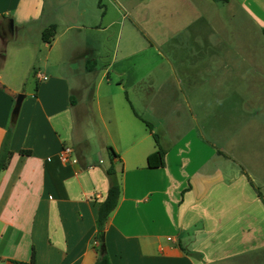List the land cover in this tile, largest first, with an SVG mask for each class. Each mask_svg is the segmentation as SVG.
<instances>
[{"label":"crops","instance_id":"0c3cea01","mask_svg":"<svg viewBox=\"0 0 264 264\" xmlns=\"http://www.w3.org/2000/svg\"><path fill=\"white\" fill-rule=\"evenodd\" d=\"M263 29L264 0H0V264H94L101 240L111 264H240L263 248ZM86 94L92 134L76 126ZM107 160L121 192L100 236Z\"/></svg>","mask_w":264,"mask_h":264},{"label":"trees","instance_id":"16d2710c","mask_svg":"<svg viewBox=\"0 0 264 264\" xmlns=\"http://www.w3.org/2000/svg\"><path fill=\"white\" fill-rule=\"evenodd\" d=\"M264 34V29L262 30ZM137 115V114H136ZM138 116V115H137ZM139 117V116H138ZM145 124V126L148 128V130L152 133V137L154 139L156 150L149 154L147 156V165L150 168L154 167H160L164 165V150L159 145L158 137L155 132L152 131V125L146 120H142ZM11 136V128H8L5 136L3 138V141L1 143L0 147V171L4 169L9 162V159L12 155V151L9 149V139ZM111 155L117 156V154L109 147ZM21 154H30L29 150H20ZM114 168L110 166L106 173L110 176V183L106 192V196L103 201H101L97 206V227H98V233L99 235H103V229L106 223V220L110 213L116 208L118 199L121 192V187L119 182L112 178L114 174ZM256 189L257 195L262 199L264 203V197L262 194L258 191V188ZM100 244H104L103 241H100ZM98 257L94 264H111V261L108 257V254L106 253L105 249L101 252L100 249H98ZM14 264H33V258L30 261H21V260H12Z\"/></svg>","mask_w":264,"mask_h":264},{"label":"rangeland","instance_id":"374dc122","mask_svg":"<svg viewBox=\"0 0 264 264\" xmlns=\"http://www.w3.org/2000/svg\"><path fill=\"white\" fill-rule=\"evenodd\" d=\"M153 56H155L154 51H152L150 49L145 50V51H139L138 53H135L133 55V60L132 61L133 62H138L142 58L147 59V58H152ZM117 65H119V64H116V66ZM131 67H132L133 71L136 70V69H134L133 66H131ZM114 68H115V66H114ZM112 78L114 79V75H112ZM125 79L126 80L124 82V85L127 86V85H129V83H131L132 80L129 81V80H127V78H125ZM22 83H26L25 86H24V88H26L27 90L33 84L30 81L25 82V79L22 81ZM89 83H90L89 81H86L85 86L88 85ZM114 83H115V81H113V84ZM92 87L94 88V85ZM18 94H23V93L20 92ZM78 97H79L78 95L75 96V98H77V99H80V100L82 99V98H78ZM90 97H91V93H90ZM90 97L87 96V94H86V96H83V98H84V104H83V110L84 111L83 112L84 113L82 114V117L80 118V116H79L80 114H78V111L76 110L75 111V118H76V126L80 130H81V128L84 129V130L86 129V131L88 133L92 134L94 132V130L92 128L93 114L91 112H89V113L86 112V108L88 106V102L91 101L90 100ZM138 109H140V108L138 107ZM214 115H215V113H214ZM234 115L235 114L230 113L228 115V117L230 116V118H231ZM130 116H131V119H132V130H133V134L134 135H138L139 134V136L143 134V135L147 136L146 137L147 138L146 141H148L149 143L153 142L152 136L148 134V131H147L148 129L146 128L145 124L142 121H140L136 116H134L133 113L132 114L130 113ZM144 117H145V119H151V121H153V118H149V116L147 114H144ZM214 120H217V118L214 117ZM226 131L227 130H221V131L217 130L216 133L214 134L213 130H211L212 137L214 135L213 139L216 141V143L218 145H222V146L225 145L223 143L226 142V139H224L225 137L223 136V134H225L224 132H226ZM80 133H82V132H80ZM215 137H217V138H215ZM92 148H93V151H98V149H99L98 143L97 142L93 143ZM117 165L118 164H115V163H114V165L113 164L111 165L109 163V160H107L105 162V165L104 166H106L108 168L110 166H112L114 168V170H117L118 169L117 168ZM261 225H263L262 227L264 228V224H261ZM262 236H264V234ZM236 260H237L236 258L233 259V260H231L229 264H236V262H235ZM240 260H241L240 264H264V247L263 248H260V249H257V250H255V251H253L251 253L245 254V256L243 258L240 257Z\"/></svg>","mask_w":264,"mask_h":264},{"label":"water","instance_id":"95a60500","mask_svg":"<svg viewBox=\"0 0 264 264\" xmlns=\"http://www.w3.org/2000/svg\"><path fill=\"white\" fill-rule=\"evenodd\" d=\"M22 99H23V94H18L17 97H16V100H15V106H14V108H13V110H12V113H13L14 115H16V114L18 113ZM104 249H105L104 244H101V245H100V250H101V252H102Z\"/></svg>","mask_w":264,"mask_h":264},{"label":"built area","instance_id":"2783aa9c","mask_svg":"<svg viewBox=\"0 0 264 264\" xmlns=\"http://www.w3.org/2000/svg\"><path fill=\"white\" fill-rule=\"evenodd\" d=\"M46 76H43V78H45ZM71 148L70 147H63L60 153V158L62 161L67 162L68 160H70V153H71ZM71 161H75V159H71Z\"/></svg>","mask_w":264,"mask_h":264}]
</instances>
